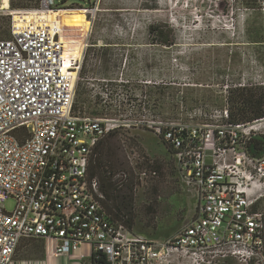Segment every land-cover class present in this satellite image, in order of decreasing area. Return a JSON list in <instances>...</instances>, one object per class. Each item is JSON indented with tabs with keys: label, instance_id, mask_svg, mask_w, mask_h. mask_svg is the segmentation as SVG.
<instances>
[{
	"label": "built area",
	"instance_id": "1",
	"mask_svg": "<svg viewBox=\"0 0 264 264\" xmlns=\"http://www.w3.org/2000/svg\"><path fill=\"white\" fill-rule=\"evenodd\" d=\"M7 3L0 0V13ZM40 4L57 10L54 0ZM37 22H14L12 37L0 40V264H13L22 240L46 239L56 241V257L88 245L110 264H169L175 255L192 264H264V213L257 209L264 156L256 146L264 143V118L232 124L226 107L206 123H154L196 216L167 241L135 234L108 213L100 182L90 177L96 147L119 129L123 113L74 110L81 64L66 55L58 32ZM149 173L157 177L144 170L141 180Z\"/></svg>",
	"mask_w": 264,
	"mask_h": 264
},
{
	"label": "rangeland",
	"instance_id": "2",
	"mask_svg": "<svg viewBox=\"0 0 264 264\" xmlns=\"http://www.w3.org/2000/svg\"><path fill=\"white\" fill-rule=\"evenodd\" d=\"M40 1L27 2H39L37 8L1 12L0 40L4 17L11 26L18 16L47 20L61 37L66 31L59 17L84 16L82 32L72 35L84 70L76 85L78 105L97 116L123 113L115 137L104 141L137 165L132 231L158 241L175 237L195 218L196 202L183 191L154 123H206V115L229 108V87L264 84V0L255 1V12L237 0H54L55 11L43 10ZM153 26L173 32L171 46L156 41ZM257 149L264 156V148ZM144 170L157 177L149 173L142 181ZM261 194L257 209L264 213V186ZM15 205L9 200L6 210ZM169 264L192 263L175 255Z\"/></svg>",
	"mask_w": 264,
	"mask_h": 264
},
{
	"label": "trees",
	"instance_id": "3",
	"mask_svg": "<svg viewBox=\"0 0 264 264\" xmlns=\"http://www.w3.org/2000/svg\"><path fill=\"white\" fill-rule=\"evenodd\" d=\"M243 9L250 12L256 11V0H237ZM236 1V2H237ZM28 0H11L10 7L12 9H31L37 8L36 4H28ZM4 37L10 39L11 21L9 17H4ZM150 33L155 36L159 44L171 46V37L173 32L167 26H153L150 28ZM84 70L80 72V77L83 76ZM228 104L230 110V120L232 124H243L260 120L264 118V84L234 86L227 90ZM74 110L80 111L88 115L97 116L87 113L83 107L78 105L77 91ZM116 133V132H115ZM115 133L109 134L106 138L111 140L115 137ZM104 138L96 147L95 155L91 163L90 177L97 178L100 182L101 189L106 196L104 205L112 218L121 224H124L129 230H133L135 225V216L133 212L135 198V174L134 170L125 159L118 148H115L104 141ZM263 142H256V146H262ZM264 148V147H263ZM258 150V149H257ZM127 158V157H126ZM121 174L122 177L115 180L114 177ZM92 264H110L106 256L103 254H93Z\"/></svg>",
	"mask_w": 264,
	"mask_h": 264
},
{
	"label": "crops",
	"instance_id": "4",
	"mask_svg": "<svg viewBox=\"0 0 264 264\" xmlns=\"http://www.w3.org/2000/svg\"><path fill=\"white\" fill-rule=\"evenodd\" d=\"M54 240H22L13 264H92V249L85 245L77 255L55 256ZM84 255V258H82Z\"/></svg>",
	"mask_w": 264,
	"mask_h": 264
},
{
	"label": "bare ground",
	"instance_id": "5",
	"mask_svg": "<svg viewBox=\"0 0 264 264\" xmlns=\"http://www.w3.org/2000/svg\"><path fill=\"white\" fill-rule=\"evenodd\" d=\"M7 2H8V0H5V8L8 7V3ZM22 17H19V16L15 17V22L18 23L21 27H27L29 25V23L31 22L32 18L29 20V17H23V18ZM43 17H44V15H43ZM57 17H59V16H56V15L52 14V18H57ZM59 18L61 19V26L64 28V31H66V32L69 31L68 34H66V32H65L61 36L62 42L65 45L66 55L67 56L73 55L78 61H81L79 59L81 56L79 55V51L77 50L78 49V44H77V42L75 40H73L72 35L74 34L75 31L78 32V30H80L82 32V30H83L82 28L84 27V22H85L84 16H82V15L78 16L76 19L73 18V17H70V16H62V17H59ZM46 21H44V22L46 23ZM50 22H48V23H50ZM37 23H41V22L38 21ZM77 25H79L78 26L79 28L74 30V28H72V27H75ZM70 52L72 54L69 55Z\"/></svg>",
	"mask_w": 264,
	"mask_h": 264
}]
</instances>
